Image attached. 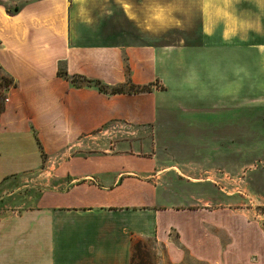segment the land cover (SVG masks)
<instances>
[{
	"label": "crops",
	"instance_id": "1",
	"mask_svg": "<svg viewBox=\"0 0 264 264\" xmlns=\"http://www.w3.org/2000/svg\"><path fill=\"white\" fill-rule=\"evenodd\" d=\"M244 1L161 0L160 18L200 19L202 35L157 45L122 44L115 37L122 20L154 33V0H30L15 15L0 4V67L12 84L3 88L7 96L0 103V185L45 169L48 159L113 121L157 124L165 116L170 128L169 101H159V94L212 87L217 59L200 52L244 44L220 41L211 31L226 27V18L239 24L245 15L238 3ZM187 50L199 57L186 58ZM129 75L134 84L159 79L165 88L111 94L94 82L71 80L119 85ZM52 172L58 185L43 189L34 206L0 214V264H130L136 236L163 243L173 264H192L187 256L203 264H264L250 220L230 203L218 204L216 194L186 198L176 188L185 185L178 181L181 171L159 170L154 156L74 155Z\"/></svg>",
	"mask_w": 264,
	"mask_h": 264
},
{
	"label": "rangeland",
	"instance_id": "2",
	"mask_svg": "<svg viewBox=\"0 0 264 264\" xmlns=\"http://www.w3.org/2000/svg\"><path fill=\"white\" fill-rule=\"evenodd\" d=\"M28 1L0 0V4L13 6ZM160 1L154 0L155 16L150 19L154 33L149 34L144 28L135 31L120 19L123 27L122 33L115 35L117 40L122 44L152 41L157 45L194 42L201 37L200 19H162L159 17L163 9ZM238 4L245 15L239 19V24L236 17L226 18V27L218 25L211 31H218L220 41L232 40L235 44H244L200 52L217 59V80L212 82V87L198 85L197 88L178 90L173 87V91L166 96L159 94V101L165 97L169 101L170 128L165 116L157 124H135L125 120L106 124L57 155L56 159H48L49 167L45 165L43 170L10 177L1 184L0 214L30 208L43 189L57 186L58 181L52 171L63 158L123 153L154 156L159 170L170 168L183 172H178L182 175L178 181L185 182V185L176 188L184 189L186 198H190L191 192L197 194L202 191L201 195L208 197L216 194L218 204L228 202L235 213L250 220L255 227V244H258L259 234L260 249L264 252V0H245ZM145 21L139 19L140 26H145ZM174 23L182 24V28L174 27ZM246 43H249V47L245 46ZM157 52L161 54L162 51ZM198 53L184 51L189 59L199 57ZM236 64L240 68L238 73L233 72ZM0 75L11 79L1 67ZM170 75L178 78L176 70H172ZM131 80L129 75L127 81L122 83L126 90L133 83ZM232 83L234 91L228 93ZM77 84L85 85L87 81L78 78ZM152 84L153 89L165 88L159 79ZM225 84L230 85L223 89ZM210 91L212 94H209ZM5 96L0 94V103L4 102ZM173 237L177 239L175 232ZM134 239L141 249L134 258V264H173L166 256L163 243L141 236ZM225 242L223 238V244ZM187 260L192 264H203L196 263L188 256Z\"/></svg>",
	"mask_w": 264,
	"mask_h": 264
},
{
	"label": "trees",
	"instance_id": "3",
	"mask_svg": "<svg viewBox=\"0 0 264 264\" xmlns=\"http://www.w3.org/2000/svg\"><path fill=\"white\" fill-rule=\"evenodd\" d=\"M27 3V2H26ZM15 4L13 6H8L2 3V5L5 6L7 12L11 15H15L17 13H19L21 11V9L23 8V6L26 4ZM78 78H84V77H80V76H73L71 78L72 82L77 84L78 83ZM88 83L94 82L95 85L98 86L100 91H103L105 93H111V94H116V93H139V92H150L153 90V84L152 82L149 84H145V85H137L132 83L130 88L128 90H126L125 85L121 84L119 86H111L109 84L103 83L100 80H91V79H87L84 78ZM11 84V80L8 78H5L4 76L0 75V94L2 95V89L3 87H9ZM0 111H1V106H0ZM141 249H140V245L138 243L137 240L133 239L132 241V254H131V261L130 264H134V258L136 257V255H138L137 253H140Z\"/></svg>",
	"mask_w": 264,
	"mask_h": 264
},
{
	"label": "built area",
	"instance_id": "4",
	"mask_svg": "<svg viewBox=\"0 0 264 264\" xmlns=\"http://www.w3.org/2000/svg\"><path fill=\"white\" fill-rule=\"evenodd\" d=\"M6 100H8V99L6 98Z\"/></svg>",
	"mask_w": 264,
	"mask_h": 264
}]
</instances>
